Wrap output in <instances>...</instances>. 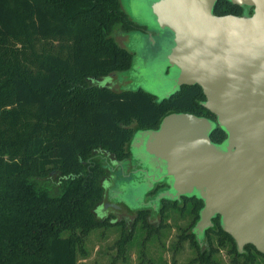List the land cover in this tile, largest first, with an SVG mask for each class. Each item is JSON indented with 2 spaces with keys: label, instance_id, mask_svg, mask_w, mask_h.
I'll use <instances>...</instances> for the list:
<instances>
[{
  "label": "trees",
  "instance_id": "trees-1",
  "mask_svg": "<svg viewBox=\"0 0 264 264\" xmlns=\"http://www.w3.org/2000/svg\"><path fill=\"white\" fill-rule=\"evenodd\" d=\"M214 14L243 10L221 0ZM128 22L120 0H0V264H78L79 234L66 224L83 218L81 230L109 226L92 213L103 190L100 156L127 157L134 132L157 129L171 113L215 121L200 106L198 87L158 103L140 90L101 86L131 66L133 56L114 40ZM224 139L219 130L211 136L216 144ZM65 200L76 213L44 214L45 206ZM16 209L25 222L14 217ZM213 224L206 234L223 236L241 260L264 264L251 247L239 255L218 219ZM185 239L198 250L193 235ZM208 246L198 250L200 259L214 264Z\"/></svg>",
  "mask_w": 264,
  "mask_h": 264
},
{
  "label": "water",
  "instance_id": "water-1",
  "mask_svg": "<svg viewBox=\"0 0 264 264\" xmlns=\"http://www.w3.org/2000/svg\"><path fill=\"white\" fill-rule=\"evenodd\" d=\"M220 1L127 0L160 38L150 39L158 51L149 69L133 55L130 84L158 103L198 87L215 118L171 113L155 130H136L128 151L146 181L137 198L165 182L156 204L202 203L191 231L198 246L218 219L239 255L251 247L264 256V0H224L243 14L216 16ZM216 130L220 144L211 141Z\"/></svg>",
  "mask_w": 264,
  "mask_h": 264
},
{
  "label": "rangeland",
  "instance_id": "rangeland-1",
  "mask_svg": "<svg viewBox=\"0 0 264 264\" xmlns=\"http://www.w3.org/2000/svg\"><path fill=\"white\" fill-rule=\"evenodd\" d=\"M121 3L129 19L144 26L149 32L147 34L138 33L130 37L126 36L125 41H123L124 38H119L117 43L120 46L124 42L121 47L136 56L139 64H142L147 70L158 51L157 47H152L150 39H156L159 44L160 38L155 34L154 28L148 25L146 13L142 10L133 13L127 0H121ZM125 73L120 74L117 78L103 81L101 86L113 87L112 85H114L115 89H112L116 91L137 90L139 85L133 80L134 78L132 80L136 85L130 84L131 79ZM143 73L144 75L141 78L146 79L149 74L147 71ZM138 76L139 74H137ZM115 178L116 187L122 193L121 196H116L115 201H119L120 204L123 203L131 211L143 209L144 200L137 198L143 193L142 188L133 183V180L129 177L124 178V176L117 174ZM75 201H78V199H75ZM77 204L79 206L80 203ZM170 211L171 209L165 208L163 213L165 216L160 220L162 227L159 231H156V228L148 223L146 225L137 224L132 230L130 226H104L99 228L94 224L81 230V224L86 222L83 218L76 225L73 222L66 224V227H69L73 234H79L80 239L77 244L78 264H205L200 259V252L195 249L191 241L186 240L184 237L191 227L189 221L185 220L186 218L183 215H172L169 213ZM74 212H77V208L69 200L52 203L44 207V214L48 216L57 214L64 218L69 213ZM14 217H22L24 222L27 219L25 213L18 210ZM131 231L132 234H130ZM64 236L67 235L64 234ZM209 237L212 243V263L262 264L259 259L251 256L246 260H241L231 244L220 234L216 233Z\"/></svg>",
  "mask_w": 264,
  "mask_h": 264
},
{
  "label": "flooded vegetation",
  "instance_id": "flooded-vegetation-1",
  "mask_svg": "<svg viewBox=\"0 0 264 264\" xmlns=\"http://www.w3.org/2000/svg\"><path fill=\"white\" fill-rule=\"evenodd\" d=\"M120 4L122 6L121 0H120ZM123 12L125 11L123 10ZM127 26H128L127 27L128 30L125 32L119 29L116 30V34L114 37V40L116 43H117V39L119 38L121 39L124 38L123 41H125L127 39L126 36L130 37L138 33L147 34L149 32L144 26L134 23L130 19H129ZM123 44L124 42L121 43L120 46L118 44V46L122 48L121 46ZM124 50L127 51L126 49ZM127 52L133 56V54L130 51H127ZM119 76L120 74H117V75L112 76L111 78L114 79V77L117 78ZM112 86L113 87H110V88L115 89V86L114 85ZM100 157H102L103 159L105 158V161L102 167L104 171V175L100 180V185L103 189L102 197H101V200L95 205L92 211L94 217L100 223L107 224L111 227L130 226L131 230L134 229L137 224L146 225V223H148L153 228L155 227L156 231H159L160 228L162 227L160 220L165 216L163 214L164 210L165 208H169L171 209L169 213H171L172 215H175V214L177 216L183 215L186 218L185 220L189 221L191 227L189 228V231L187 230L185 237L190 238V236H192L191 231L198 220V213L200 209L202 208V204H201V207L197 209L198 207V204L196 202L197 200L186 199V198H181L177 202L160 201L158 204H156L154 201L156 199V196L160 192L166 191L168 189V186L166 185V183L161 182V183L154 184L152 188L149 189L148 192H146L143 195V200H144L143 209H139L136 211H128L123 203L120 204L119 201L118 202L115 201L116 196L122 195L121 191H119L116 187L115 176L118 174L119 176L120 175L124 176V178L129 177L130 179L133 180V183L137 185H143L144 183H146V181H144L141 177V174H139L138 164L133 159L132 154L130 152L127 157L123 159H119V160L110 158V157L108 158L103 157V156H100ZM195 213L197 216L196 218H195ZM130 234H132V231L130 232ZM212 235L213 233L211 232L206 234L203 244L199 246L196 245V248L200 252L209 250V246H208L210 242L209 236H212Z\"/></svg>",
  "mask_w": 264,
  "mask_h": 264
}]
</instances>
